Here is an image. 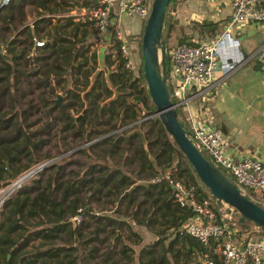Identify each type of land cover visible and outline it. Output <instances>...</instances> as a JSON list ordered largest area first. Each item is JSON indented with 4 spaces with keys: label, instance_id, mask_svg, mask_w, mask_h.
Masks as SVG:
<instances>
[{
    "label": "trees",
    "instance_id": "trees-1",
    "mask_svg": "<svg viewBox=\"0 0 264 264\" xmlns=\"http://www.w3.org/2000/svg\"><path fill=\"white\" fill-rule=\"evenodd\" d=\"M71 2L10 0L0 8V31L16 30L17 22L24 24L26 3L42 10L31 26L24 24L11 38L0 37V182L38 160L53 158L45 149L52 140L60 153L4 203L0 264H130L132 248L112 241L117 229L127 228L137 235L126 216L158 235L143 246L140 263L169 262L166 248L156 249L167 237L160 236L161 225H167L173 229L168 248L175 243L187 245L182 264H188L202 245L176 228L194 211L173 200L166 180L150 179L174 166L175 176L193 184L198 198L211 195L159 117L152 115L155 106L143 77L141 43V62L134 74L125 68L120 41L114 38L113 50L104 56L107 67H113L104 77V70L95 69L97 52L87 36L97 35L93 20L57 14ZM221 22L204 19L194 25L199 33L214 37ZM89 23L95 28L87 30ZM33 35L44 38V44L34 46ZM182 42L195 41L183 36ZM166 69L168 74V48ZM57 87L63 88V98L50 107ZM176 111L190 132L188 121L179 117L181 107ZM221 170L235 182L229 171ZM243 193L264 206L253 198V188ZM79 207L82 220L76 224L71 217ZM236 221L240 231L254 225ZM209 249L215 257L214 245Z\"/></svg>",
    "mask_w": 264,
    "mask_h": 264
},
{
    "label": "built area",
    "instance_id": "built-area-1",
    "mask_svg": "<svg viewBox=\"0 0 264 264\" xmlns=\"http://www.w3.org/2000/svg\"><path fill=\"white\" fill-rule=\"evenodd\" d=\"M9 1L0 0V8ZM230 3L231 14L218 34L207 40L193 38L195 42L178 43L169 50L170 69L166 81L175 108L181 107L179 117L189 123L188 136L202 153L220 169L229 171L242 192L247 187L264 190V157L254 153L231 154L226 135L214 122V117L192 108V101L199 97L209 102L219 78L227 77L246 61L247 56L233 27L256 22L264 29V0H230ZM150 6L151 0H99L89 13L99 31L112 30L114 38L120 41L125 68L134 74H138L141 59L130 53L121 22L127 16L146 20ZM32 41L34 46L44 44V38L36 35L32 36ZM254 54L264 62V39L254 49ZM48 159L38 160L0 182V214L8 197L37 176L50 162ZM172 169L164 170L150 181L166 180L171 186L173 200L194 211L176 228L181 234L195 237L202 245V249L193 252L188 264H264V232L255 224L249 230L240 231L236 221L238 215L233 208L217 203L212 197L198 198L196 187L176 177V168ZM81 211L79 207L71 217L76 224L82 220ZM211 245H214L215 257L210 253Z\"/></svg>",
    "mask_w": 264,
    "mask_h": 264
},
{
    "label": "crops",
    "instance_id": "crops-1",
    "mask_svg": "<svg viewBox=\"0 0 264 264\" xmlns=\"http://www.w3.org/2000/svg\"><path fill=\"white\" fill-rule=\"evenodd\" d=\"M72 1L73 3L71 2L70 4H67L59 9L57 14L60 16L72 15L76 20H82V18L86 16L91 19L89 17L90 10L98 4L99 0ZM186 5L192 6V8H186ZM24 8L25 12L22 16V21L24 24L31 26V22L35 17L31 22L29 21L30 15L28 9L31 8L34 9V11L39 10V15L42 11L41 7H35L29 3H26ZM182 10H186L187 13L195 10V13L193 14H198V11L203 12V14H209L212 10L214 13L212 16L213 20L222 19L221 23L223 24L231 14L232 7L230 0H193V2H184ZM124 21L126 23L125 25H122V29L124 31L125 39L130 53L136 57L137 50L135 44L137 42L142 20L137 16H127L123 18L122 22ZM24 24L21 25L19 22L15 23L14 27L16 30L14 29V31L17 32L21 27H23ZM91 24L89 23L85 26L87 30L91 29V26L93 25ZM92 28L95 27L92 26ZM233 32L240 39L241 49L247 56L246 61L227 77L223 79L219 78V81L216 83V87L214 89L213 97L212 99L208 100L209 102L199 97L192 101V108L198 112H203V110L206 111L208 115H212L214 117V122L217 125H219L221 128L223 127L222 129L227 138V149L231 154L235 156H241L254 153L264 157V104L261 105L260 103L264 97V87H262V84L259 83L257 79L253 78V72L250 75L251 68L247 66L249 61H253V66L260 69H262L264 65V62L260 61L258 56L254 54V49L264 39V29L259 27L256 22H248L245 24L236 25L233 27ZM99 33L103 34L104 37L109 33L111 34V37L113 35V32L110 28L105 31L98 30L97 35ZM97 35H91L88 33V40L90 37H96ZM246 35L259 36L249 46L244 43ZM19 36L23 37V35ZM104 37L101 38L98 36L97 38L105 39ZM90 46L91 49H93L92 43ZM105 54L99 52L95 66L96 71L104 70V77L106 72L113 67V64L107 67L106 62L104 61ZM105 80L106 83L110 84L106 78ZM111 88L113 89L112 96H114L116 93L115 88L113 86H111ZM254 103L255 105H253ZM124 219L129 223L127 217ZM133 223L135 222L132 221L130 224L131 229L137 235H134L130 232V230H127L129 231L128 238L135 236V240H132V242L125 241L126 239L125 235L122 234V228L120 229V233L118 235L117 232H115V234L112 236V241L115 242L118 240V247L125 245L132 248L133 257L130 261V264H142L139 261L141 258H144V253L142 252L143 246L153 243L157 239L158 235L155 233V236H151L150 234H152L151 231L153 230L147 229V225L145 224V227L141 226V228H139L140 225L137 224L142 223H135V228H133ZM148 238H151V240ZM169 240V237H165L162 239V241H159V245H156V249L160 251L163 248H166L167 258L169 260L167 264H182L183 248L187 245L175 243L171 248H168Z\"/></svg>",
    "mask_w": 264,
    "mask_h": 264
},
{
    "label": "water",
    "instance_id": "water-1",
    "mask_svg": "<svg viewBox=\"0 0 264 264\" xmlns=\"http://www.w3.org/2000/svg\"><path fill=\"white\" fill-rule=\"evenodd\" d=\"M169 0H151L150 12L141 36L143 77L157 115L190 162L200 182L217 203L234 209L241 221H252L264 232V206L248 198L217 165L208 159L188 136L170 99L167 86L166 50L162 39L163 22ZM260 26L259 23H257ZM56 93L55 103H59ZM56 157L49 158L52 161ZM120 232L117 231V235ZM116 235V236H117Z\"/></svg>",
    "mask_w": 264,
    "mask_h": 264
},
{
    "label": "rangeland",
    "instance_id": "rangeland-1",
    "mask_svg": "<svg viewBox=\"0 0 264 264\" xmlns=\"http://www.w3.org/2000/svg\"><path fill=\"white\" fill-rule=\"evenodd\" d=\"M186 1L193 2V0H174L173 2L169 3L167 8H166V13H165V17H164L165 23H164L163 29H162V39L164 40V43H165V50L167 48H168V50H170L175 45H177L179 43V37L184 36L186 38V40L188 41L191 38H194L195 40H198L199 38H202V40H207V39H210V37L212 38V36H213V35H209L207 32L203 33V34L199 33L197 31V28L194 25L195 22L202 21L204 19H212L213 20L212 16L214 13L212 12V10L210 11L209 14H207V13L203 14V12H199V11H198V14H193V13H195L194 12L195 10L190 11V13L189 12L187 13L186 10L185 11L182 10L183 3ZM186 8H192V6L186 5ZM28 10H29V15H30L29 21L31 22L34 17L36 18V15H38L39 10L34 11V9H31V8H29ZM144 21L145 20H142V23L140 25L139 35L137 37V42L135 44L136 50H137V54H136L137 58L141 57L140 43H141L142 29H143V25L145 23ZM166 21L171 23V26H172L171 29H168V24ZM125 23H126L125 21L122 22V25H125ZM222 25H223L222 23L219 24V28L217 29L218 33L221 31ZM1 36H4L6 39L11 38V37L15 36V31L14 30H2V31H0V37ZM98 36H100L101 38L104 37L103 34L99 33L96 37H90L89 38V40L93 44V49H95L97 51L98 56H99V52H101L102 54H105V52L107 53V52H110L111 50H113V45L116 42L113 35L111 37L110 33L106 34V36L104 37L106 40L105 39H99V38H97ZM258 36L259 35H253V36L246 35L244 43L246 45L250 46L256 40V38ZM252 63H253V61H249L247 63V66H249V68H251L250 75L253 72V74H254L253 78L257 79V81H259V83L262 84V87H264V65H263L262 69H260V68L253 66ZM56 90H57V93L61 94V98H60V102H61V100L63 98V94H64L63 88L57 87ZM64 97H65V95H64ZM55 98L56 97L53 96V100H52L53 102L50 104V107H52V105L55 103ZM260 103H261V105L264 104V97L260 101ZM253 105H255V103ZM78 111L79 110H73L74 113H76ZM55 112L58 113L59 111L57 110ZM141 113H142V110H141ZM33 116H35V115H33ZM45 119H46V117H43V119H42L43 123L45 122ZM57 124H58L57 121L55 123H52V125L55 126L54 128L57 127L56 126ZM53 142L54 141L52 140V142L48 146H46L45 149L50 153V155H52L54 157V156L59 155L60 153H59V149L56 146H53ZM74 143L75 142L73 141L71 144H74ZM44 159H46V158H44ZM44 159H41L39 161H42ZM253 198L255 200L261 201L264 204V191L255 190V195L253 196ZM126 217L129 221V224H131L133 220L128 216H126ZM154 224H156V223H154ZM135 225L136 224L133 223V228H135ZM137 225H140L139 228H141V226L145 227L144 224H137ZM146 227H147V229H150L149 228L150 226H146ZM161 230H162V234L160 236H167L169 238L172 237L173 229L167 228V225H163V226L161 225ZM117 231L120 232V229H117L116 232ZM151 232H152V234H150V235L155 236L156 232L154 230ZM122 234L125 235V239H126L125 241H131L132 242V240L136 239L135 236L128 238L129 231L127 230V228L122 229ZM148 239L151 240V238H148Z\"/></svg>",
    "mask_w": 264,
    "mask_h": 264
}]
</instances>
